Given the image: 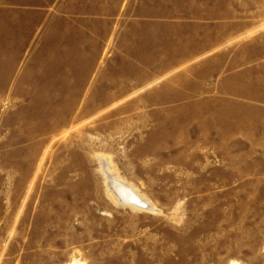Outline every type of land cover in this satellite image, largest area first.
<instances>
[{"label":"rangeland","instance_id":"1","mask_svg":"<svg viewBox=\"0 0 264 264\" xmlns=\"http://www.w3.org/2000/svg\"><path fill=\"white\" fill-rule=\"evenodd\" d=\"M73 261L264 264V0H0V264Z\"/></svg>","mask_w":264,"mask_h":264},{"label":"bare ground","instance_id":"2","mask_svg":"<svg viewBox=\"0 0 264 264\" xmlns=\"http://www.w3.org/2000/svg\"><path fill=\"white\" fill-rule=\"evenodd\" d=\"M100 171L105 179L106 192L108 197L117 205L128 206L131 209L149 213L156 212L153 204L133 188L127 181L120 178L116 171L112 170L108 158L99 156ZM232 262V261H231ZM230 262V263H231ZM229 263V264H230ZM70 264H77L73 261ZM85 264V263H78ZM231 264H238L234 261Z\"/></svg>","mask_w":264,"mask_h":264}]
</instances>
